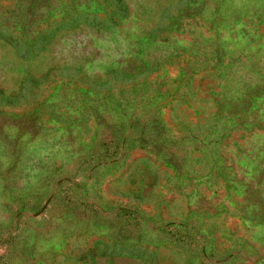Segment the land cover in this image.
<instances>
[{"label": "rangeland", "instance_id": "obj_1", "mask_svg": "<svg viewBox=\"0 0 264 264\" xmlns=\"http://www.w3.org/2000/svg\"><path fill=\"white\" fill-rule=\"evenodd\" d=\"M0 264H264V0H0Z\"/></svg>", "mask_w": 264, "mask_h": 264}]
</instances>
